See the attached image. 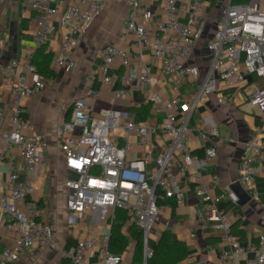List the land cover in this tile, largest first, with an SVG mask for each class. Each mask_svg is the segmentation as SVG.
Instances as JSON below:
<instances>
[{
  "label": "built area",
  "instance_id": "1",
  "mask_svg": "<svg viewBox=\"0 0 264 264\" xmlns=\"http://www.w3.org/2000/svg\"><path fill=\"white\" fill-rule=\"evenodd\" d=\"M8 1L0 0V25ZM109 1L22 0L39 15L35 31L39 46L50 41L56 22L68 29L55 58V64L65 72L77 69L74 50ZM127 3L130 12L125 26L135 36L132 52L115 45L99 48L97 55L103 63L98 71L103 82L124 85L116 91V98L128 95L137 86L150 88L148 103L155 113L163 112L164 119L160 123L127 120L122 112L112 108L94 115L85 98L74 102L70 119L57 128L65 136L61 150L70 174L63 184L66 207L74 218L104 226L108 231L103 234L105 248L97 260L89 256L96 247V238L78 240L65 255L70 264H122L123 254L108 249L115 214L121 209L129 216L128 224L137 225L143 232V259L147 264L153 255L148 244L149 232L161 212L168 208L167 200L180 203L185 198L184 188L174 173L177 170L188 174L196 184L197 194L207 203L206 221L220 232L227 244L221 252V264H264V235L242 242L232 233V222L219 206L227 197L237 203L231 184L223 186L220 177L212 175L211 186L222 191L213 199L202 181L201 172L218 156L223 143L217 128L211 127L206 132L201 156L193 154L188 145L189 121L199 106L213 99L219 105H232L242 93L244 104L257 116L258 126L247 143L251 154L242 161L239 182L251 197L257 196L255 183L264 169V87L256 85L257 81H264V0L242 4L227 0L208 44L210 64L203 77L199 66L190 60L203 33L204 2L189 0L181 5L180 0H164L165 20L154 27L149 26L152 14L145 0H127ZM3 45L4 41L0 40V46ZM146 53L161 64L167 75L174 93L171 100H163L154 89L155 78L145 62ZM31 58L24 67L17 60L0 63L4 86L12 97L10 123L5 129L0 127V143L4 146L0 153V210L9 217L7 229L18 234L13 247L0 253V264H13L25 250L50 244L54 237L52 226L45 220V208L33 199L36 186L31 176L42 163L48 141L24 117L23 104L44 89L48 80ZM116 61L128 68L126 75L111 71ZM186 82L196 87L189 100L181 93ZM1 103L0 98V120L6 112V106ZM184 108L187 113L178 124L175 112ZM133 136L143 152L134 158L130 157L135 146ZM10 146L18 148L20 160L6 154ZM4 169L5 181L1 179Z\"/></svg>",
  "mask_w": 264,
  "mask_h": 264
},
{
  "label": "crops",
  "instance_id": "2",
  "mask_svg": "<svg viewBox=\"0 0 264 264\" xmlns=\"http://www.w3.org/2000/svg\"><path fill=\"white\" fill-rule=\"evenodd\" d=\"M189 0H180L186 5ZM205 3L201 18L204 21L203 33L197 42L196 49L190 60L191 64L199 66L201 76L205 74L210 64L208 44L214 37L216 22L223 13V3L220 0H201ZM145 5L152 14L149 26L165 20L164 0H145ZM130 9L127 0H110L102 14L97 17L87 30L82 43L74 50L73 57L78 67L73 72H65L55 64V58L60 50L61 42L68 33L67 28L55 23L56 30L45 50L53 56L52 66L56 72L53 79L47 81L44 89L27 98L23 104V115L33 125L37 133L45 134L48 149L38 170L31 178L36 190L33 199L46 210L45 220L54 231L53 241L50 244H39L21 253L19 259L13 264H70L65 252L78 240L96 238L97 244L89 256L97 260L105 248L103 234L107 233L104 226H93L87 220H78L71 216L65 203L63 189L64 181L69 177L65 167L61 143L64 135H60L57 128L71 117L74 102L85 98L94 115H99L102 109H115L122 112L127 120H140L139 108L149 102L150 88L137 86L121 98L115 93L123 88L122 83L115 86L102 81L98 67L103 63L97 55V50L108 45L121 46L132 52L135 36L128 33L125 23ZM39 15L27 7L22 0H9L2 13L0 25V63H9L17 60L20 67H24L31 56L40 48L35 41L37 19ZM145 62L155 78L154 89L163 100H171L174 96L168 77L159 64L149 53L145 54ZM111 71L126 75L128 68L120 65L118 61L111 66ZM257 86L264 87V81H257ZM196 87L185 83L182 96L186 100L192 97ZM0 98L2 105L6 106L5 117L0 120V127L7 128L12 114V97L8 88L4 86L0 74ZM241 93L232 105H219L213 99L199 106L189 121V148L193 154L201 156L206 143L207 131L216 127L223 143L219 148L218 156L209 164L207 170L201 172L203 183L207 186L208 194L216 199L222 192L221 188L211 186L212 175H218L222 185L233 184L239 181L241 165L245 157L251 154L247 143L256 134L258 119L254 112H250ZM187 113L184 109L175 112L176 123H182ZM139 114V115H138ZM164 114L155 113L149 105L144 121L160 123ZM135 143L130 157L143 154L137 146V138L132 137ZM4 146L0 143V153ZM150 149H153L151 147ZM8 156H15L20 160L21 154L17 147L10 146L6 150ZM154 166L152 163L151 168ZM194 169L190 168V172ZM180 185L184 188L185 198L178 203L167 200L168 208L163 210L159 219L149 232V246L154 250L162 233L171 230L174 238L184 242L188 250L186 259L177 264H221L220 256L226 242L220 232L212 229L206 221L207 203L197 194L196 184L191 181L188 174L174 172ZM6 169L1 175L6 180ZM257 196L244 205H238L230 198L219 202L233 224L234 235L242 242L255 240L260 234L264 235V169L257 177L255 183ZM9 217L0 210V253L6 248L13 247L17 238L15 230L7 229ZM130 224L123 227L127 233ZM135 251V244L130 241L127 250L123 253V263L130 264ZM1 256V255H0ZM244 264V262H242Z\"/></svg>",
  "mask_w": 264,
  "mask_h": 264
},
{
  "label": "trees",
  "instance_id": "3",
  "mask_svg": "<svg viewBox=\"0 0 264 264\" xmlns=\"http://www.w3.org/2000/svg\"><path fill=\"white\" fill-rule=\"evenodd\" d=\"M248 1L232 0L235 4H242ZM45 45L40 46L32 55L31 62L36 65L43 78L51 80L55 77L56 72L52 66V53L45 50ZM149 105V103L145 104L138 109L140 120L137 121H144L146 119ZM128 220L129 216L126 211L121 209L116 211L115 220L110 231L108 249L114 254L121 255L127 250L130 241H133L135 251L130 264H144L143 232L137 225L131 224L128 227L127 233H124L123 227L128 224ZM233 228L232 224V233H234ZM187 256L188 250L184 242L174 238L171 230L168 229L162 233L153 250V255L148 259L147 264H177L186 259Z\"/></svg>",
  "mask_w": 264,
  "mask_h": 264
},
{
  "label": "water",
  "instance_id": "4",
  "mask_svg": "<svg viewBox=\"0 0 264 264\" xmlns=\"http://www.w3.org/2000/svg\"><path fill=\"white\" fill-rule=\"evenodd\" d=\"M249 79L251 78L249 77ZM231 190L234 197L237 199L238 205H244L251 200V196L243 188L239 181H236L231 185Z\"/></svg>",
  "mask_w": 264,
  "mask_h": 264
},
{
  "label": "rangeland",
  "instance_id": "5",
  "mask_svg": "<svg viewBox=\"0 0 264 264\" xmlns=\"http://www.w3.org/2000/svg\"><path fill=\"white\" fill-rule=\"evenodd\" d=\"M222 3H223V10H224V8H225V6H226V3H227V0H220ZM242 60H243V58H242Z\"/></svg>",
  "mask_w": 264,
  "mask_h": 264
}]
</instances>
